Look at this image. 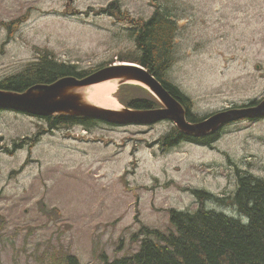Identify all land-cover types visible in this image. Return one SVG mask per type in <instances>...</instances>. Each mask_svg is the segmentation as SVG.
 Listing matches in <instances>:
<instances>
[{
    "label": "rangeland",
    "instance_id": "374dc122",
    "mask_svg": "<svg viewBox=\"0 0 264 264\" xmlns=\"http://www.w3.org/2000/svg\"><path fill=\"white\" fill-rule=\"evenodd\" d=\"M111 1L0 0V22L30 10L13 40L0 26V80L34 60L36 45L55 50L79 70L114 58L121 62V54L136 50L126 21L95 11L82 14ZM116 1L127 19L151 17L158 2L179 22L171 76L193 100L194 113L207 115L264 96V0ZM259 122L227 127L215 143L218 152L190 143L172 150L158 142L150 146L147 141L170 129L168 122H100L75 128L72 139L57 129L30 154V146L14 149L46 124L0 113V264H57L62 249L67 251L62 255L75 254L82 264H100L103 254L110 260L132 256L147 237L138 232L137 211L146 226L169 233L174 225L168 209L193 212L200 206L192 192H184L187 188L225 199L206 198V209L237 214L230 199L239 176L250 172L264 178V121ZM27 159L35 162L25 167Z\"/></svg>",
    "mask_w": 264,
    "mask_h": 264
},
{
    "label": "trees",
    "instance_id": "16d2710c",
    "mask_svg": "<svg viewBox=\"0 0 264 264\" xmlns=\"http://www.w3.org/2000/svg\"><path fill=\"white\" fill-rule=\"evenodd\" d=\"M155 7L154 14L147 19L144 17L137 19L131 16L128 19L125 18L126 13L116 0L111 1L108 6L100 8L91 6L83 10V13L88 15L95 11L97 12L95 14L98 15H108L126 21L128 24L126 29L136 42V50L121 54L120 60L143 65L170 90L174 97L188 106L189 120L193 122L202 120L203 117L200 118V116L191 113L190 97L181 89V85L170 77V71L176 59L179 22L168 17L169 10L163 7L162 3L157 2ZM29 17L30 10L12 23L0 22V26L7 30L9 39L13 40L20 25ZM35 49L37 50L36 59L28 61V64L25 63L22 69L12 74L14 76L1 82L0 87L22 92L34 84L52 83L67 75L84 77L114 63V59H112L110 62L96 67L79 70L77 64L60 61L56 52L47 46L36 45ZM115 96L122 104L131 108L145 109L160 106L159 100L141 85H121ZM46 117L52 128H62L69 137L73 136L71 131L75 125L80 124L82 128L88 129L90 126L100 123L90 117L68 115ZM39 130L42 129L39 128ZM34 136L29 138L32 142ZM177 136L179 140H193L189 138L190 135L180 132L173 125L168 133L162 134L153 142L147 141V143L153 146L155 142H158L160 146L170 148L178 144L173 143ZM205 141L206 139L201 138L200 144ZM205 143L209 144V147H213L216 140L208 138ZM136 150L137 148L134 153ZM226 155L230 160L229 155ZM189 191L200 201L197 210L190 212L174 208L168 209L174 225L169 233L147 227L142 223L140 232L147 237L142 240L141 250L132 256L113 260L104 254L102 264H264V178L250 172L241 174L233 197L231 199L230 196L227 197L238 210V215L210 206L206 209L204 205L206 198L220 202L225 200L217 194L194 188L184 190V192ZM242 214L245 215L244 218ZM135 220L141 222L139 210ZM57 259V264H81L77 256L69 253L60 255Z\"/></svg>",
    "mask_w": 264,
    "mask_h": 264
},
{
    "label": "water",
    "instance_id": "95a60500",
    "mask_svg": "<svg viewBox=\"0 0 264 264\" xmlns=\"http://www.w3.org/2000/svg\"><path fill=\"white\" fill-rule=\"evenodd\" d=\"M108 81H115L118 86L139 83L158 98L162 107L109 108L89 100L87 89ZM0 108H11L44 117H90L116 125L153 124L170 119L183 133L201 136L214 133L231 121L264 116V99L257 105L220 111L200 122L192 123L187 120L183 104L170 94L155 75L142 66L130 63L106 66L82 78L67 75L52 83L35 84L23 92L0 89Z\"/></svg>",
    "mask_w": 264,
    "mask_h": 264
},
{
    "label": "bare ground",
    "instance_id": "6f19581e",
    "mask_svg": "<svg viewBox=\"0 0 264 264\" xmlns=\"http://www.w3.org/2000/svg\"><path fill=\"white\" fill-rule=\"evenodd\" d=\"M120 11V10H119ZM107 12V11H106ZM155 12V11H154ZM154 14V13H153ZM152 14V15H153ZM169 16V15H168ZM80 17V16H79ZM163 24V23H162ZM11 29V28H10ZM21 35V34H20ZM11 37V36H10ZM172 38V37H171ZM171 44V43H170ZM37 52V51H36ZM35 52V53H36ZM168 54V53H166ZM43 56V54H42ZM50 56V55H49ZM36 57V56H35ZM45 57V56H44ZM56 58V57H55ZM170 58V57H169ZM171 61V60H170ZM51 62V61H50ZM54 62V60H53ZM167 62V61H166ZM38 63V62H37ZM28 64V63H27ZM53 64V63H52ZM59 65V64H58ZM57 65V66H58ZM14 67V66H13ZM67 67V66H66ZM70 67V66H69ZM166 69V68H165ZM25 76V75H24ZM171 79V78H170ZM43 81V80H42ZM168 81V80H167ZM38 82V81H37ZM115 82V81H114ZM118 85L117 83H113V82H107V83H103L100 84L96 87L91 86L87 89V96L89 98V100H91L93 102V100L96 103L101 104L102 106L105 107H109V108H118L119 106V102L118 100L113 96V93L116 91ZM170 91V90H169ZM92 94V96H91ZM92 98V99H91ZM94 102V103H95ZM264 116L261 117H255L252 119H259V118H263ZM60 126V125H59ZM237 126V125H236ZM70 132V131H69ZM25 138V137H24ZM16 140V139H15ZM209 145V144H208ZM214 148V147H213ZM259 165V164H258ZM44 175V174H42ZM168 186V185H167ZM45 192V191H44ZM205 205V202H204ZM206 207V205H205ZM242 216L244 217L245 215L242 214ZM137 219V218H136ZM59 220V219H58ZM138 222V221H137ZM132 225V224H131ZM133 226V225H132ZM124 230V229H123ZM126 230V229H125ZM105 234V233H104ZM150 234V233H149ZM103 235H101L102 237ZM98 237V236H97ZM104 238V237H103ZM141 240V239H140ZM103 241V240H102ZM66 242V241H65ZM159 242V241H158ZM99 243V242H98ZM101 246V245H100ZM67 247V246H66ZM98 247V246H97ZM48 248V247H47ZM134 249V248H133Z\"/></svg>",
    "mask_w": 264,
    "mask_h": 264
},
{
    "label": "flooded vegetation",
    "instance_id": "af4514ba",
    "mask_svg": "<svg viewBox=\"0 0 264 264\" xmlns=\"http://www.w3.org/2000/svg\"><path fill=\"white\" fill-rule=\"evenodd\" d=\"M248 46H249V45H242L241 48H242V49H245V48H247ZM239 49H240V48H239ZM11 77H12V76H11ZM8 78H10V77H8ZM6 79H7V78H6ZM4 80H5V79H4ZM4 80H3V81H4ZM243 104H245V103H243ZM248 104L250 105L251 103L248 102ZM5 111H10V110H1V109H0V112H5ZM11 112H14V111L12 110ZM15 112H17V111H15ZM17 113H18V112H17ZM32 117L38 118L39 120L44 121V122H45L44 124H46V127H44L41 131L38 130V131L36 132L35 136H34L33 147L36 148V147L39 145V143L41 142V140H42V138H43L44 136H46V135H52L53 132L55 133V132H56L55 130H57V129L51 127L50 123H49L48 120L46 119L47 117H45V118H43V117H36V116H32ZM250 120H251V123H256V122H259V121H264V117H263V118H259V119H248L247 121H250ZM243 121H246V120H243ZM240 122H241V121H240ZM80 127H82V125H80V124L75 125V126L73 127L72 130H74L75 128H80ZM43 130H44V133H43ZM58 130H61V131L65 132V131L62 130V129H58ZM72 132H73V131H72ZM41 134H43V136H42ZM221 134H222V132L219 131V132L213 134L212 136H210L209 138H212V139H213V138H215V137H218V139H219V138L221 137ZM78 135H79L80 138L85 139L84 136H82V135H80V134H78ZM38 136H42V138L39 139L40 137H38ZM75 136H76V133H73V136H71V137H66V136H65V138H66V139H72V138H75ZM37 137H38V138H37ZM193 137H195V136H189V138H191V139H193V140H185V141H183V140H179V137L177 136L176 138H174V142H173V143L187 142V143H190V144H193V145H197V146H201V147H205V148H207V147L209 146V145H207V144L205 143V142L207 141V139H206V141L203 143V145H201V144L197 143V142H200V140L197 139V138H193ZM80 138H78V140H81ZM23 147H24V146H23ZM208 148H211V147H208ZM214 148H215V146H214ZM214 148H211V149H214Z\"/></svg>",
    "mask_w": 264,
    "mask_h": 264
}]
</instances>
